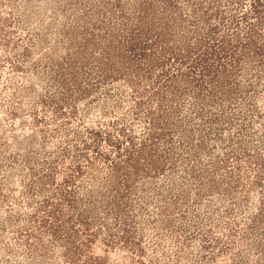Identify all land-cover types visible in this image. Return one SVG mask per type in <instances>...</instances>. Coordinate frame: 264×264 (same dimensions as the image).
I'll use <instances>...</instances> for the list:
<instances>
[{
  "label": "rangeland",
  "instance_id": "1",
  "mask_svg": "<svg viewBox=\"0 0 264 264\" xmlns=\"http://www.w3.org/2000/svg\"><path fill=\"white\" fill-rule=\"evenodd\" d=\"M252 4L0 0V264H264V26L263 56L218 78L171 57L212 52L213 25L232 33ZM152 27L164 40L142 59ZM171 76L186 148L174 131L153 141L154 90Z\"/></svg>",
  "mask_w": 264,
  "mask_h": 264
},
{
  "label": "trees",
  "instance_id": "2",
  "mask_svg": "<svg viewBox=\"0 0 264 264\" xmlns=\"http://www.w3.org/2000/svg\"><path fill=\"white\" fill-rule=\"evenodd\" d=\"M206 10H208V12H209L208 8H206ZM206 10H205V12H206ZM206 14L207 13H205V15ZM186 18H187V16L185 17V19ZM204 18H207V17H204ZM225 19L226 18H224V20ZM253 19H256L257 24H256V22L253 23V21H251ZM220 20H222V18ZM224 20H222L223 23H224ZM240 21L241 22L243 21V22H246L249 24V26H250L248 28L249 31L253 30L252 34H249L247 32V34L245 35L246 36L245 41L242 39V37H243L242 31L237 30L238 26L240 25ZM187 22H188V20L187 21L185 20L181 23H187ZM195 22H198V20ZM142 23L143 22H141V24ZM253 24L258 25V26H264L263 25L264 24V0H253V4L251 5V11L250 12L245 11L244 13H240L238 15L237 14L231 15L230 27H228V28L231 29L232 33H227L225 30V31H223L222 34H219L221 32L219 25H213V27H212V29H210V33H209V34H211V36H213L211 38V42H214V43L216 42L215 45L212 47V49L214 48V50L211 49L212 52H210V53L208 51L206 52V49H205V51L201 50L202 48L203 49L205 48V45H204V43H202L203 42L202 41L200 43L198 49L195 47H192L190 44H187V45L185 44L186 47L184 49V53H177V51H174L175 53H173L174 55H171V57L176 56V55H177V57L180 56L181 57V63L183 65V64H186V62L188 61V57H186V56H189V57H191V55L197 56L196 60L194 62V65L201 66V68L204 69V72L206 69H211L209 71V74L210 75L213 74V77L218 78L221 75V72L219 69H231V68L232 69H238L243 64H244V66L247 65L248 58L252 57V55H254V56L256 55L257 57L263 56L261 49H258V46H257L256 42L254 41L255 36L258 34L256 33L257 29L255 28V25H253ZM179 25H180V27H182L181 24H179ZM144 28H145V26L137 25V29L135 31L138 32V34H137L138 37L142 36V34L145 31ZM153 29H155V27L154 28L152 27L150 29L149 34H148L149 38L146 36L147 40H144V41L142 40V41H139V43L134 44L135 46H137V47H133V48H136L135 52L139 53L137 55L141 56L142 59H146L147 57H152V55H147L149 48L151 49V52L149 54H151L152 52H155L160 47V45H161L160 42L164 40L165 32L161 31L158 33V32H154ZM244 29H242V30H244ZM228 32H230V30ZM143 37L144 36H142V38ZM135 40H137L136 37H135ZM207 45H208V43H207ZM89 46H90V43L86 44V46L79 45V47H76V48H78L81 51L80 53L83 54V52H85L86 50L89 49L88 48ZM111 47H112V43H111ZM120 48L121 47L115 48V54L116 53H117V55L120 54V52H121ZM162 53L166 54V52H163V51H162ZM171 53H172V51H171ZM181 54H183V55H181ZM113 58L114 57L112 55L111 50L104 49L102 51V56L100 57V59H98V61L106 62L107 60H111ZM227 58H230V68L227 67L229 64L228 61L226 60ZM178 60H180V59H178ZM189 61H190V58H189ZM212 61H214L213 62L214 64L212 66H209V63ZM127 62H128V59H127ZM152 62H153L152 60L151 61L149 60L150 64ZM136 65L137 64L134 63V61H131L129 66L134 68V67H136ZM139 68H140V66H137V69H139ZM189 69H192V68L189 67ZM167 80H168V84H167V87L165 89H164V85L161 86L159 84L158 88L154 90L155 96H158L159 101L157 104V108H155L154 111L150 113V114H152L153 118H155V132L153 133V141L159 140V139H165L166 140L167 138H169L170 135H172V133L176 132L184 138L183 144L185 146H183V147L186 148L187 145H189L188 134L191 131L189 130V128L184 123H182L181 121L176 122L173 119V117H174L173 113L176 112L177 108L173 107L174 105L172 103H170V102H174V100L172 98H174V99H176L177 97L179 98V95L182 96V94H183V92H182L183 88H182V86H180L181 80H178V79L172 80V76L167 77ZM167 80H165V82ZM198 80L199 79L197 76H196V79H195V77L193 78V80L191 79L190 83L192 85L191 84L190 85H191L192 89H195V87H198L199 83H202V84L204 83V82L198 81ZM209 85L214 86L215 88L211 89V91L212 92L215 91V94H218L219 85L216 86L213 82H210ZM199 86L201 87V85H199ZM222 87H223L222 92L225 93L226 85H223ZM201 88L207 92V88L205 86L202 85ZM230 89H231V87H229V90ZM78 91L81 92L80 87H79ZM88 91H89L88 93L94 92L92 90H88ZM212 92H209V94H212ZM81 93L84 94V92H81ZM194 93L197 94V91ZM224 95H228V94H224ZM199 96H201V95H199ZM199 96H198V98H200ZM215 96H217V95H215ZM232 101L233 102L235 101L234 98ZM233 102H229V103L232 104ZM169 104H171L172 106H169ZM165 120H166V122H165ZM162 122H164L165 123L164 125H166L168 128H166V129L163 128ZM160 126L163 129H160ZM166 130H168L170 132H167ZM173 137H174V134H173ZM134 163H135V167H138V165H139L138 161H135ZM130 164H133V161ZM128 167H130V165ZM135 169H136L135 171L139 172L138 168H135ZM130 174H131V172H129V175Z\"/></svg>",
  "mask_w": 264,
  "mask_h": 264
}]
</instances>
